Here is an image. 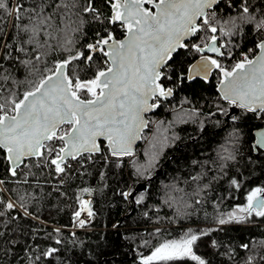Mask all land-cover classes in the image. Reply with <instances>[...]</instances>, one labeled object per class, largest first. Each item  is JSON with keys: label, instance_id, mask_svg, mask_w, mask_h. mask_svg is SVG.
I'll list each match as a JSON object with an SVG mask.
<instances>
[{"label": "snow or ice", "instance_id": "obj_1", "mask_svg": "<svg viewBox=\"0 0 264 264\" xmlns=\"http://www.w3.org/2000/svg\"><path fill=\"white\" fill-rule=\"evenodd\" d=\"M222 2L105 0L111 13L102 17L95 0H0V40L8 35L12 38L11 43L5 40L0 44V161L6 163L7 173L0 178V240L4 245L9 249L16 245L10 238L16 232V221L27 217L40 222L39 214L34 215L30 205L33 202L39 205L51 193L44 191L37 172L48 176L54 173L59 177V185H63L70 173L77 171L73 162L84 167L86 162L95 163L94 157L99 154L106 165L114 162L117 167L130 159L132 175L137 180L150 181L169 137L167 128L161 130L163 122H156L155 131L146 136L145 129H150L153 123L146 114L160 106V97L172 95L173 89L165 87L164 82L172 79L165 69L181 50L199 57L186 71L176 73L181 82L198 77L207 81L216 70L220 99L230 108L264 119V8L253 10L249 0H240L238 15L222 19L215 10ZM88 15L98 23L118 24L124 30V39L104 30L96 33L93 43L81 46L79 37L84 34ZM9 22L10 33L5 31ZM243 25L252 26L260 36L255 45L258 51L249 49L241 53V59L229 66L223 61L235 59L236 46L230 47L231 39L223 42V38L237 35ZM50 57L59 58L50 60ZM13 68L17 71L22 68L24 79H17ZM216 108L211 116L222 115L233 122L240 119L230 108L220 105ZM192 111L194 115L200 114L198 110ZM179 119L187 122L183 117ZM239 135L234 129L229 140L237 142ZM138 141L147 146L142 150L143 163L136 159ZM102 142L106 143L107 151ZM221 149L224 154H219L218 159L222 175L213 180L227 175L229 162L237 158L235 148L226 151L222 145ZM252 150L264 151V129L258 133ZM205 175L198 173L191 177L196 184L192 193L178 187L176 182L164 186L163 203L175 206L173 221L177 217L190 218L189 210L205 203L203 197L194 199L210 188V184L199 183ZM29 177L35 178V182L31 183ZM9 183L27 184L38 194H20L19 187L9 188ZM230 186L241 188L234 177ZM142 187L144 190L139 193L134 187L121 189L119 195L139 205L148 192L146 186ZM93 192L91 187H82L75 194L74 228H85L95 217L92 200L83 198ZM144 216L151 219L147 211ZM257 218L264 220V185L252 188L245 202L230 211H217L214 218L217 228L189 227L178 238L163 239L152 247L150 254H141L138 259L140 264H186L189 260L209 264L198 254L204 238L222 231L225 225L248 224ZM118 227L113 224L114 229ZM53 232L56 245H62V229L54 228ZM161 232L156 227L152 235L159 236ZM143 243L147 245L148 241ZM210 246L224 248L215 239H210ZM238 248L244 255L236 264H264V240L242 243ZM222 255L232 264L239 253L229 246ZM61 256V248L41 249L37 244L25 248L18 264L45 261L52 264L50 258H55L57 264H68Z\"/></svg>", "mask_w": 264, "mask_h": 264}, {"label": "trees", "instance_id": "obj_2", "mask_svg": "<svg viewBox=\"0 0 264 264\" xmlns=\"http://www.w3.org/2000/svg\"><path fill=\"white\" fill-rule=\"evenodd\" d=\"M249 3L253 10L264 8V0H249ZM239 4L240 0H223L220 7L215 10L221 18L223 17L222 19H228L238 15ZM95 5L101 11L102 17L110 15V9L105 0H95ZM85 21L84 34L79 37L81 46L93 43L97 32L112 31L116 38H120L124 32L118 24L98 23L90 15L85 16ZM5 31L11 32V22ZM229 39H231L230 47L236 46L233 48L235 59L228 58L223 62L230 66L240 59L241 53L247 52L249 48L255 49L260 36L252 26L243 25L237 35L231 38L224 37L223 42H228ZM5 40L11 43V35L0 40V44H3ZM56 58L59 57H50V60ZM194 58V53L181 50L170 67L165 69L172 77L171 80L164 82L165 87L170 86L173 89V96L162 102L157 111L152 114L161 119L159 122H163L160 125L161 130L168 129L166 133L169 137L168 146L164 148L157 165L161 173L150 181L137 180L132 175L134 168L130 159L126 158L124 163L117 167L114 162L106 165L99 154L94 157L95 163L86 162L84 167L80 166L77 171L70 173V178H67L63 185H59V177L54 173L51 176L43 175L33 168L41 184L44 185V191L51 195L45 197L39 205L35 202L30 205L33 214H39L40 222L27 217L15 222L16 232L10 237L17 242L14 247L9 249L0 240V264H18L24 256L25 248L29 246L34 248L37 244L41 249H47L49 246L61 248V259L68 261V264H89V262L92 264H140L137 258L141 254L145 256L150 254L152 247L163 239L179 237L188 226L194 229L201 226H204L202 229L217 228L214 219L217 211H230L236 204L245 202L246 195L252 188L264 185V151L252 150L253 132L264 126V119H259L250 112L244 113L240 109L233 113L240 117L235 122L222 115L211 116L210 113L217 111L216 105L226 109L228 107L215 90L219 78L218 72L210 75L207 81L196 78L181 82L176 75L178 72L186 71ZM22 70V68L19 71L16 68L12 69L17 79H24L25 72ZM193 109L198 110L200 114L194 115ZM179 117H183L187 122H180ZM234 129L240 134L237 142L229 140V134ZM173 136L178 139H172ZM222 145L226 151H232L235 148L237 158L236 161L229 162L227 175L213 180V177L222 175L218 159L219 154H224ZM104 150L107 151L105 147ZM138 162L141 163L140 156ZM101 173L104 174L103 178ZM198 173H206L199 183L201 186L210 184V188L194 199L203 197L205 203L190 209L189 211H192L190 218L177 217L173 221V217L176 216L175 206L168 207L163 203L166 199L164 186L176 182L178 187L192 193L196 184L191 182V177ZM6 175V163L0 161V178H5ZM233 177L241 184L239 190L230 186V179ZM29 180L31 183L35 182V178L29 177ZM139 182H144L148 188L146 198L141 204L121 198L119 195L121 189L127 190L128 187H134ZM57 185H59V191H56ZM8 187H19L20 194L25 192L38 194L35 188L27 184L18 186L9 183ZM82 187L94 189L89 197L93 202L92 207L96 215L91 218V223L85 229L71 232L67 228L73 224L72 213L77 208L75 194ZM13 198L15 199V195ZM146 211L151 219L144 216ZM113 224H118L119 227L114 229ZM156 227L162 230L159 236L152 235ZM54 228L62 229V245L55 243ZM72 233H75V236ZM210 239L220 241L224 248L229 246L236 248L239 255L232 262L236 264L244 255L238 245L264 240V220L257 218L248 224L225 225L222 231L212 232L210 238H204V241L199 244L198 254L209 264H228L227 258L222 255L224 248H212ZM145 240L148 241L147 245L143 243ZM50 259L52 264H57L55 258ZM44 264H47V261ZM186 264H194V262L189 260Z\"/></svg>", "mask_w": 264, "mask_h": 264}, {"label": "rangeland", "instance_id": "obj_3", "mask_svg": "<svg viewBox=\"0 0 264 264\" xmlns=\"http://www.w3.org/2000/svg\"><path fill=\"white\" fill-rule=\"evenodd\" d=\"M240 59H241V56H240ZM171 98V97H170ZM167 100V99H166ZM162 102H164V101H162ZM161 102V103H162ZM230 108V106L228 105V107H227V109H229ZM239 110V109H238ZM157 111V110H156ZM155 113V112H154ZM153 114V113H152ZM152 114H150V116H148V118H149V120L151 121V122H153L151 125H150V129H146L145 130V135L146 136H151L152 135V132H153V130H154V128H155V126H156V122H159L161 119H159V118H157V117H155V116H153ZM233 114V113H232ZM140 146H138L137 147V157H136V159H137V161H138V157L140 156V161H141V163H143V161H144V155H143V149H145L147 146H146V144L144 143V141H141L140 142V144H139ZM130 163H131V160H130ZM72 167H74V169L75 170H77V169H79L80 168V165L79 164H76V163H74L73 162V165H72ZM159 168L158 167H156V169H155V172L158 170ZM84 199H91L89 196H85V197H83ZM216 226H217V224H216ZM189 227H191V228H193L194 229V227H192V226H188V227H186V228H184V231H186L187 230V228H189ZM202 228H204V226H201V229ZM79 229H81V228H74L73 227V224L69 227V228H67V230H69V231H71V232H74V231H76V230H79ZM83 229H85V228H83ZM183 231V232H184ZM182 232V233H183ZM181 233V234H182ZM178 238V237H177Z\"/></svg>", "mask_w": 264, "mask_h": 264}, {"label": "water", "instance_id": "obj_4", "mask_svg": "<svg viewBox=\"0 0 264 264\" xmlns=\"http://www.w3.org/2000/svg\"><path fill=\"white\" fill-rule=\"evenodd\" d=\"M109 9H110V7H109ZM110 13H111V9H110ZM124 36H125V33L123 32V35H122L120 38H117V39H121V40H122V39H124ZM256 51H258V50H256ZM218 82H219V78H218V81H217V83H216L215 90H216V93L218 94V96L220 97L219 90H218ZM167 88H170V87H167ZM172 96H173V93H172L171 96H168V97H160V98H159V104H160V101H165L166 99H169V98L172 97ZM157 109H158V108H156V109H154V110L148 112V113L146 114V118H148V116H149L150 114L156 112ZM237 110H238V108H230V112H231V113H235V112H237ZM262 129H264V126L258 128V129H256V130L253 132L254 141H253V143H252V146H253V144L255 143V140H256V138H257L258 133H259L260 130H262ZM145 130H146V129H145ZM101 140H102V138H101ZM140 142H141V141H138V142H137V147L139 146ZM102 146L106 148V143H103V142H102ZM254 152H256V151H254ZM160 173H161V170L158 169V170L154 173V175L151 177L150 180H152L155 176L159 175ZM142 186H146L145 183H144V182H139V183H137V184L134 186V188H135L137 191H142V190H144V188H143ZM137 261H139L138 258H137ZM139 262H140V261H139Z\"/></svg>", "mask_w": 264, "mask_h": 264}, {"label": "flooded vegetation", "instance_id": "obj_5", "mask_svg": "<svg viewBox=\"0 0 264 264\" xmlns=\"http://www.w3.org/2000/svg\"><path fill=\"white\" fill-rule=\"evenodd\" d=\"M198 58H199V57L195 54V58L192 60V62H190V64H191V63H195V60L198 59ZM216 72H217L216 70H213V73H216ZM213 73H212V74H213ZM218 75H219V73H218ZM209 77H210V76H209ZM198 79L204 80L203 78H200V77H198ZM208 79H209V78H208ZM168 87H170V86H168ZM170 88H171V87H170ZM161 102H162V101H160V104H161ZM149 116H150V115H149Z\"/></svg>", "mask_w": 264, "mask_h": 264}, {"label": "built area", "instance_id": "obj_6", "mask_svg": "<svg viewBox=\"0 0 264 264\" xmlns=\"http://www.w3.org/2000/svg\"><path fill=\"white\" fill-rule=\"evenodd\" d=\"M249 49H253L254 51H256V49H254V48H249ZM249 49H248V50H249ZM248 50H247V52H248ZM240 56H241V55H240Z\"/></svg>", "mask_w": 264, "mask_h": 264}, {"label": "bare ground", "instance_id": "obj_7", "mask_svg": "<svg viewBox=\"0 0 264 264\" xmlns=\"http://www.w3.org/2000/svg\"><path fill=\"white\" fill-rule=\"evenodd\" d=\"M223 18V17H222ZM23 71V70H22ZM167 148V147H166ZM138 153V152H137ZM34 170V169H33ZM154 174V173H153ZM56 185V184H55ZM55 188V187H54ZM67 188V187H66Z\"/></svg>", "mask_w": 264, "mask_h": 264}]
</instances>
